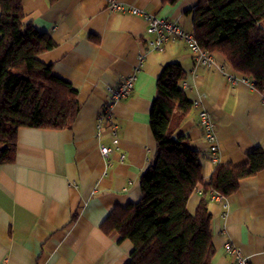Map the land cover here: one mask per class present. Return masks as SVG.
I'll return each instance as SVG.
<instances>
[{"label": "crops", "instance_id": "1", "mask_svg": "<svg viewBox=\"0 0 264 264\" xmlns=\"http://www.w3.org/2000/svg\"><path fill=\"white\" fill-rule=\"evenodd\" d=\"M117 1L192 31L191 14L185 11L199 0L173 5ZM22 5L24 21L48 32L55 42L39 58L78 89L81 108L71 128L18 129L15 161L0 164V264L129 261L133 242L117 231L104 232L101 223L115 207L141 198V175L157 154L150 109L167 62L178 61L185 70L181 85L194 105L175 134L187 136L198 150L205 181L217 163H243L250 151L264 145L263 93L243 80L221 53L213 52L214 63L206 67L184 40L156 50L148 42L146 18L130 9L114 10L108 0H22ZM133 73V92L112 101L107 85L117 87ZM107 105L112 117L101 121ZM202 110L215 123V159L200 123ZM114 129L118 144L113 142ZM102 145L111 147L107 155ZM203 188L199 184L190 196L191 212ZM208 197L211 264L234 263L225 248L228 242L252 264H264V169L242 178L232 195L214 199L210 192Z\"/></svg>", "mask_w": 264, "mask_h": 264}, {"label": "trees", "instance_id": "2", "mask_svg": "<svg viewBox=\"0 0 264 264\" xmlns=\"http://www.w3.org/2000/svg\"><path fill=\"white\" fill-rule=\"evenodd\" d=\"M0 9L1 164L15 161L20 127L71 128L81 103L78 89L39 58L55 42L48 32L24 21L22 0H0ZM185 12L191 14L198 44L221 53L234 71L264 93V0H199ZM184 78L180 62L163 66L150 109L157 154L141 175V198L115 207L101 223L104 232L117 231L133 242L126 264H211L210 192L230 196L242 178L264 169L261 145L243 163H217L204 180L198 150L187 136L175 134L194 105L181 85ZM199 184L204 195L191 212L188 201Z\"/></svg>", "mask_w": 264, "mask_h": 264}, {"label": "built area", "instance_id": "3", "mask_svg": "<svg viewBox=\"0 0 264 264\" xmlns=\"http://www.w3.org/2000/svg\"><path fill=\"white\" fill-rule=\"evenodd\" d=\"M108 2L110 7L114 10L130 9L131 12L135 14H142L146 18L147 20L146 31L148 34L151 35L148 42L152 48L156 50H163L166 44L170 41L184 40L187 43L190 50L192 51L194 58L197 62L201 63L206 67H209L214 63L212 52L208 51L205 48H202L196 41L194 33L192 31L186 30L177 21L168 18L158 17L137 7L127 8L125 4L117 0H108ZM226 75L230 80L234 79L233 75L231 74H226ZM242 78L243 80L248 81L250 85L255 88L254 83L250 79L244 76ZM134 85H135V73L125 78V80L117 87L107 85V91L110 94V99L112 101H115L128 97L133 92ZM262 101L264 102V93L262 96ZM111 117H112L111 105H107L100 115V120L102 121L103 119H111ZM199 119L201 125L205 130V137L210 143V148L214 153L213 159H215L217 144H216V131H215L214 120L206 110L200 111ZM113 135H114L113 142L115 144H118L119 136L116 129H114ZM101 150L104 154L107 155V153L110 152L111 147L108 145H102ZM223 197L224 196L218 192H212V198L214 199H223ZM225 248L227 252L233 256L234 259L233 264H252L250 260L241 252L240 248L237 247L236 245H233L232 243L228 242L226 243Z\"/></svg>", "mask_w": 264, "mask_h": 264}]
</instances>
